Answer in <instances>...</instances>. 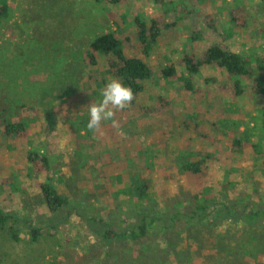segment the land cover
I'll use <instances>...</instances> for the list:
<instances>
[{
  "label": "rangeland",
  "instance_id": "1",
  "mask_svg": "<svg viewBox=\"0 0 264 264\" xmlns=\"http://www.w3.org/2000/svg\"><path fill=\"white\" fill-rule=\"evenodd\" d=\"M7 3L8 16L0 21V101L38 107L49 116H39L28 129L31 144L21 147L48 151L51 175L68 206L54 214L38 204L22 155L8 153L0 129V200L6 210L33 217L41 227L35 242L25 229H19L18 240L0 230L5 264H102L92 249L95 229L88 217L120 219L127 213L124 172L133 155H143L144 162L145 153L154 155L148 161L158 169L166 150L189 149L208 157L215 186L229 180L239 193L264 201V97L250 90L252 79L264 75V0ZM237 9L241 26L232 18ZM136 17L165 22L147 58L154 77L123 119L117 118L118 108L109 106L112 115L89 130V97L99 103L105 85L93 83L87 90V83L105 66H86V49L94 36L109 30L133 39ZM213 44L240 54L250 76H231L208 65L187 73L184 56L201 58ZM167 66L174 67L175 78L159 74ZM82 129L85 136L79 135ZM44 137L49 146L41 144ZM44 178L43 173L39 180ZM118 199L123 203L116 205ZM179 261L170 258L162 264H202V259Z\"/></svg>",
  "mask_w": 264,
  "mask_h": 264
},
{
  "label": "trees",
  "instance_id": "2",
  "mask_svg": "<svg viewBox=\"0 0 264 264\" xmlns=\"http://www.w3.org/2000/svg\"><path fill=\"white\" fill-rule=\"evenodd\" d=\"M125 1L109 0L114 4ZM8 11L7 0H0V21L8 16ZM240 12V9L232 12V18L241 26L244 21L238 20ZM133 24V39L120 30H109L92 38L84 63L96 67L103 62L105 69L92 73L87 90L93 83L102 86L117 79L133 91L131 104L143 93L147 82L154 77L147 58L159 37V26L165 22L161 18L145 21L136 17ZM183 61L189 74L208 65L221 68L231 76H250L245 59L223 44L208 47L201 58L184 56ZM159 74L167 79L177 76L173 66L161 69ZM250 90L264 97V75L252 79ZM91 96L89 107L95 104ZM128 106L117 110L118 119L126 116ZM41 115L47 116L38 107L0 101L4 148L10 155H22L27 166L25 174L33 180L37 191L38 204L55 214L68 206V200L58 191L51 175L52 159L48 151L37 145L25 150L21 147L24 142L31 144L28 129ZM262 117L264 121V109ZM79 133L86 135L84 129ZM47 138H43L42 145L49 146ZM171 150L163 153L158 169L148 161L154 155L145 153V162L143 155H133L131 168L124 172L130 195L124 216L88 217L95 229L92 249L102 258V264H162L170 258L189 263L202 259V264H264V201L239 193L229 180L215 186L208 157L199 158L189 149L176 150L175 154ZM43 173L45 178L40 181ZM155 194L157 199L153 197ZM4 202L0 200V230L18 240L19 229H25L33 242L38 241L41 227L37 223H40L33 217L6 210ZM122 203L118 199L116 205ZM85 208L81 207L82 212ZM0 264H5L2 257Z\"/></svg>",
  "mask_w": 264,
  "mask_h": 264
},
{
  "label": "clouds",
  "instance_id": "3",
  "mask_svg": "<svg viewBox=\"0 0 264 264\" xmlns=\"http://www.w3.org/2000/svg\"><path fill=\"white\" fill-rule=\"evenodd\" d=\"M134 100L133 91L117 79L108 82L102 90L101 100L88 108L89 130L99 128L101 121L112 115L109 106L112 108L123 109Z\"/></svg>",
  "mask_w": 264,
  "mask_h": 264
}]
</instances>
